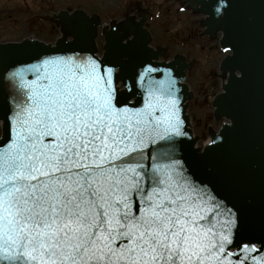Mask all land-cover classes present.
I'll return each instance as SVG.
<instances>
[{
  "label": "snow or ice",
  "instance_id": "6c2138e0",
  "mask_svg": "<svg viewBox=\"0 0 264 264\" xmlns=\"http://www.w3.org/2000/svg\"><path fill=\"white\" fill-rule=\"evenodd\" d=\"M216 3L220 15L228 5ZM11 76L0 264H264L251 243L230 251L237 214L182 161L146 155L184 135L170 76L149 77L141 107L121 102L114 69L92 55L45 57Z\"/></svg>",
  "mask_w": 264,
  "mask_h": 264
},
{
  "label": "water",
  "instance_id": "95a60500",
  "mask_svg": "<svg viewBox=\"0 0 264 264\" xmlns=\"http://www.w3.org/2000/svg\"><path fill=\"white\" fill-rule=\"evenodd\" d=\"M207 13L208 25L222 30L220 44L231 51L223 57L220 68L228 72L222 92L213 99L216 113L230 120L222 125L213 144L202 151L194 147L195 139L187 127L184 102L189 96L183 83L184 61L158 62V51L148 46L149 34L138 23L132 38L123 41L125 30L104 32L105 47L101 58L94 55V23L85 17L75 20L59 15L72 39H59L55 45L24 39L19 42L0 43V144L7 143L13 101L19 95L17 82L11 73L21 65L57 55H92L115 71V82L124 88L118 92L122 103L141 107L152 81L171 77L175 81V96L184 135L146 149L149 160L156 151L171 152L173 158L183 162L193 179L206 184L223 203L238 216L236 249L242 243L256 245L264 253V0H226L227 7L218 15L216 0H201ZM150 65L156 71L139 74ZM237 72V74H236ZM26 79L34 78L26 73ZM236 251V250H235ZM234 260L238 257H233Z\"/></svg>",
  "mask_w": 264,
  "mask_h": 264
},
{
  "label": "rangeland",
  "instance_id": "374dc122",
  "mask_svg": "<svg viewBox=\"0 0 264 264\" xmlns=\"http://www.w3.org/2000/svg\"><path fill=\"white\" fill-rule=\"evenodd\" d=\"M29 2V0H27ZM181 1V0H179ZM52 5L59 7L47 8L33 0L29 11L19 13L15 20H0V42L18 41L23 38H34L44 42H54L59 36H66L56 22L38 20L41 15L53 11L80 9L92 20L96 27L95 48L101 54L104 47L103 32L108 29L125 30L130 36L135 32L137 18L127 17L135 7V2H141L148 11L144 25L150 32V44L160 51V60L183 59L187 62L185 82L189 90L185 113L188 127L196 136L197 146L207 141L211 134L217 132L220 125L226 122L223 114L215 118L211 101L221 90L223 79H220L219 63L228 52L219 48V30L210 29V35L205 36V20H196L193 12L175 2V0H52ZM20 4V3H19ZM181 6L182 12L179 11ZM130 7V9H129ZM56 8V9H55ZM135 13V11L133 12ZM131 14V13H130ZM28 16V17H27ZM130 18V20H129ZM202 21V22H201ZM212 38L211 41L205 39ZM1 133V124H0Z\"/></svg>",
  "mask_w": 264,
  "mask_h": 264
},
{
  "label": "flooded vegetation",
  "instance_id": "af4514ba",
  "mask_svg": "<svg viewBox=\"0 0 264 264\" xmlns=\"http://www.w3.org/2000/svg\"><path fill=\"white\" fill-rule=\"evenodd\" d=\"M19 0H0V20H15L19 14V11H22L23 8L19 7L17 4ZM44 4V7L54 8L58 7L56 4L53 6L51 3L52 0H39ZM23 4H28L27 0H21ZM30 3H33V0H29ZM142 13V12H141Z\"/></svg>",
  "mask_w": 264,
  "mask_h": 264
},
{
  "label": "bare ground",
  "instance_id": "6f19581e",
  "mask_svg": "<svg viewBox=\"0 0 264 264\" xmlns=\"http://www.w3.org/2000/svg\"><path fill=\"white\" fill-rule=\"evenodd\" d=\"M184 112V111H183ZM185 113V112H184ZM214 142L211 140V139H207V141H206V144H209V145H211V144H213Z\"/></svg>",
  "mask_w": 264,
  "mask_h": 264
}]
</instances>
